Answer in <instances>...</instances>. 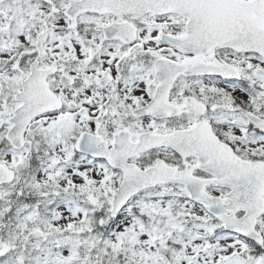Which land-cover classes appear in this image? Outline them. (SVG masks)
<instances>
[{"label": "snow or ice", "instance_id": "6c2138e0", "mask_svg": "<svg viewBox=\"0 0 264 264\" xmlns=\"http://www.w3.org/2000/svg\"><path fill=\"white\" fill-rule=\"evenodd\" d=\"M0 264H264V0H0Z\"/></svg>", "mask_w": 264, "mask_h": 264}]
</instances>
